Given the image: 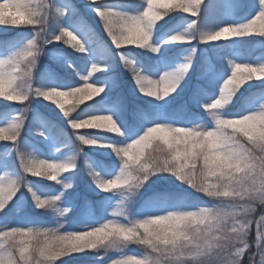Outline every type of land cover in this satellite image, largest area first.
Instances as JSON below:
<instances>
[{
    "label": "snow or ice",
    "instance_id": "snow-or-ice-1",
    "mask_svg": "<svg viewBox=\"0 0 264 264\" xmlns=\"http://www.w3.org/2000/svg\"><path fill=\"white\" fill-rule=\"evenodd\" d=\"M4 8L5 34L25 30L0 40V264H264V84L252 83L264 81V61L238 62L229 47L264 37V0H125L122 10L0 0ZM42 58L56 68L38 75ZM45 101L70 136L37 108ZM81 163L89 191L109 195L74 194Z\"/></svg>",
    "mask_w": 264,
    "mask_h": 264
},
{
    "label": "rangeland",
    "instance_id": "rangeland-1",
    "mask_svg": "<svg viewBox=\"0 0 264 264\" xmlns=\"http://www.w3.org/2000/svg\"><path fill=\"white\" fill-rule=\"evenodd\" d=\"M91 0H84V3H90ZM109 5H111L112 7H114L116 10H122L121 6L125 3V0H108ZM89 20L91 21V23L94 25L95 27V31L99 33V35L103 36L106 40V42L108 44H111L110 38L107 37V34L103 31V24L102 22L99 20V17H96L95 14H90L89 15ZM164 22L161 21V24H163ZM4 26H0V40H6L9 39L10 37L14 36L16 33L20 32V31H24L25 29L23 27H15V26H8V32L5 34L4 30L2 29ZM159 27V26H158ZM167 27V26H166ZM165 29H161V32H163ZM159 35V34H158ZM246 42L243 43H232L230 44L229 47H233V58L236 59L238 62H244V61H249V62H255V61H264V37H260L258 35H254L251 37H247L244 38ZM229 43V41H225V40H221L218 42H214V43ZM57 47H61L64 48L67 53L71 56L74 53V49L70 48L67 45H63L58 44ZM114 49V45L112 46ZM127 47H135L134 45H126ZM143 51L142 49H136L135 52L139 53ZM79 53H75V56H79ZM75 58V57H73ZM45 66L49 67V68H56V65L48 58H42L40 65L38 66V75L39 74H43L45 71ZM125 70L123 68L122 64H118L116 71L117 74L120 76L121 79V91L127 96L128 92H129V87L130 84L127 83V80L124 79V73ZM103 72H98L94 74V78L95 77H103ZM195 74L193 73V78H194ZM152 78H157V77H152ZM255 81V80H253ZM128 84V90L123 88V83ZM255 84H264V81L258 82L255 81ZM188 93L185 92L177 101L184 99V101L188 100ZM129 102L130 103H134L135 98H133L132 96H128ZM142 99H151L148 97H143ZM49 104L51 105L50 101H45V102H41L39 105H37V108L44 114L46 115L50 120H52L53 122H55L57 124V126L62 127L64 129V131L70 136L71 135V129L67 128V124L66 122L63 120L62 118V113L59 112V109L56 108L55 105H51L50 109H46L43 108L42 105L43 104ZM15 107H22V105L16 104L14 105ZM68 106V105H66ZM75 114V113H73ZM81 131H88V132H92L95 130H90V129H83ZM110 135V134H109ZM114 135V134H112ZM31 139L33 140V142H35L37 139L36 137H31ZM93 151V155H91V152ZM85 152L89 155V156H94V154H100V150H92V149H85ZM96 156V155H95ZM81 173H83V177L81 176ZM67 176H71L72 174H65ZM76 175V183H75V192L74 194H78L80 198L85 197V196H89L88 193L86 192V186L89 183V177H87L85 175L82 163L80 168L77 169V172L75 173ZM29 179L32 180H38L40 178H36V177H29ZM82 179H83V183H82ZM45 183H50L49 181H45ZM54 183V182H53ZM189 191L191 192V190L189 189ZM97 195H99L98 197H102L105 195H109V194H105V193H97ZM195 196L200 197L202 200L206 201L207 203L211 204L213 203V201L206 197L203 196L202 194L196 193ZM136 251H140L138 249H134ZM109 255H114L113 253H110Z\"/></svg>",
    "mask_w": 264,
    "mask_h": 264
},
{
    "label": "trees",
    "instance_id": "trees-1",
    "mask_svg": "<svg viewBox=\"0 0 264 264\" xmlns=\"http://www.w3.org/2000/svg\"><path fill=\"white\" fill-rule=\"evenodd\" d=\"M181 15H184V14H181ZM226 43V42H225ZM222 44V43H221ZM231 48V50L233 51V47H230ZM125 72H126V70H125ZM195 74V73H194ZM124 79H126L127 80V83H129V84H131L132 82H131V80H130V75H125V73H124ZM252 83L254 84V85H256L255 84V81H252ZM128 84H126L125 82L123 83V88H125V89H127L128 90V86H127ZM248 89V85H245L244 86V88H242L241 90H240V93H238L237 95H238V99L236 100V102H235V108H234V111H241V109H242V106H243V104H244V97H246L247 95H248V92L246 91ZM188 98V97H187ZM134 100V103H139V102H142V100H140V99H133ZM184 101V99H181V100H179V101H177V103H181V102H183ZM89 103H91V102H89ZM59 127V126H58ZM110 135H112V134H110ZM37 140L34 142V143H37V144H39V145H43L44 143H46V142H44V141H42V140H40L39 138H36ZM91 155H93V151L91 152ZM98 156L99 154H94V156ZM83 173H81V176L80 177H83ZM88 179H90V178H88ZM84 181H83V179H82V183H83ZM50 183H53V182H50ZM87 188H86V192L88 193V197H90V198H92V199H98L99 197V195H97V193H92V192H90L89 191V189H88V184H87V186H86ZM83 198V197H82ZM253 235H254V233H253ZM132 248L133 249H138V250H140V251H142V249H140V248H137L136 246H132ZM74 255H77V254H74ZM62 259H70L69 257H64V258H62Z\"/></svg>",
    "mask_w": 264,
    "mask_h": 264
},
{
    "label": "clouds",
    "instance_id": "clouds-1",
    "mask_svg": "<svg viewBox=\"0 0 264 264\" xmlns=\"http://www.w3.org/2000/svg\"><path fill=\"white\" fill-rule=\"evenodd\" d=\"M0 11L7 12V8H4V9H2V10H0ZM257 28H258V29H264V21H261L259 24H257ZM246 75H249V73L244 72V71H241V72L239 73V76H240L241 78L245 77ZM78 242H79L78 240L70 239V240L65 241L64 243H65L66 245H68V246H72V245L77 244ZM233 243H235V241H233ZM189 251H190V250H189ZM235 264H239V261L237 260V261L235 262Z\"/></svg>",
    "mask_w": 264,
    "mask_h": 264
}]
</instances>
